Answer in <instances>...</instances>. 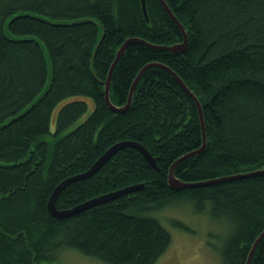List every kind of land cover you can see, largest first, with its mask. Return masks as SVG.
<instances>
[{"label": "trees", "instance_id": "trees-1", "mask_svg": "<svg viewBox=\"0 0 264 264\" xmlns=\"http://www.w3.org/2000/svg\"><path fill=\"white\" fill-rule=\"evenodd\" d=\"M165 1L186 29L185 50L129 43L111 72V102H126L146 63L165 64L199 99L206 132L204 149L179 161L174 175L197 182L264 168V0ZM146 8L148 19L141 0H0V264H62L68 250L106 264H154L171 235L152 214L178 201L227 221L222 259L245 264L264 228V172L181 189L168 184L172 162L201 146L202 128L194 100L159 66L144 71L124 112L106 104L102 81L126 38L154 45L183 40L159 0H146ZM17 12L96 18L104 27L94 55L96 76L90 68L98 33L93 22L16 17L9 32L41 41L49 57L51 81L39 96L48 79L41 46L11 40L3 30ZM66 99L51 130L52 112ZM121 140L142 144L159 170L136 148L124 147L90 177L61 189L55 206L70 208L136 183L143 187L68 217L52 215L47 201L53 188ZM250 264H264V236Z\"/></svg>", "mask_w": 264, "mask_h": 264}, {"label": "water", "instance_id": "water-1", "mask_svg": "<svg viewBox=\"0 0 264 264\" xmlns=\"http://www.w3.org/2000/svg\"><path fill=\"white\" fill-rule=\"evenodd\" d=\"M159 2L162 4L163 8L167 11V13L169 14V16L171 17V19L175 22V24L178 26V28L180 29V31L182 32L183 35V40L181 42H177L171 45H154L151 44L141 38H137V37H128L124 40V42L121 44V46L117 49L116 55L114 60L112 61L110 68H109V72L105 78V80H103V84H104V98L106 101L107 106L114 112H124L131 104L132 101V97H133V93L136 87V84L139 80V78L142 76V74L144 73V71L152 66H159L163 69H165L166 71H168L175 79L176 81L179 83V85L183 88V90L194 100V102L196 103L197 109H198V115H199V119H200V124H201V128H202V144L200 147L191 150L189 152H186L184 154H182L181 156H179L178 158H176L172 164L170 165L169 169H168V176H167V182L168 184L175 189H181L183 187H188V186H193V185H199V184H209L212 182H217V181H223V180H228V179H232V178H238V177H243V176H249V175H253V174H257V173H263L264 172V168L261 169H257V170H253V171H248V172H244V173H238V174H234V175H228V176H222V177H218V178H213V179H207V180H202V181H197V182H186L183 180H180L178 177H176L174 175V168L176 166V164L189 157L192 155H195L199 152H201L205 145H206V133H205V124H204V118H203V113H202V108H201V103L199 101V99L197 98V96L188 88V86L184 83V81L180 78V76L174 71L172 70L169 66L159 63V62H148L146 63L136 74L135 78L132 81V84L130 86L129 89V93L127 96V100L123 105H116L114 103L111 102L110 97H109V84H110V76H111V72L115 66V64L117 63L118 59L120 58V56L124 53L126 46L131 43V42H140V43H144L146 45H149L151 47H156V48H160V49H165L168 50L170 52L173 53H182L186 46H187V32L185 27L182 25V23L176 18V16L174 15V13L172 12V10L169 8L168 4L166 3L165 0H159ZM141 6H142V11L144 14V17L146 19H148V15H147V8H146V0H141ZM23 15H30L32 17L38 18L42 21L48 22L50 24H60V25H67V24H74V23H79V22H84V21H91L93 22L98 29V33H97V38H96V42L94 44L93 47V51H92V55H91V59H90V68L91 71L93 73L94 76L95 72H94V55L96 53L97 47L100 44L102 37L104 35V27L103 25L96 19L93 17H80V18H76V19H52L37 13H33V12H17L15 14H12L11 16H9L4 24H3V30L5 32V34L11 39V40H35L42 48L43 53L47 59V68H48V79L47 82L44 86V89L42 90V92L39 94V96L41 94H43L45 92V90L47 89L50 81H51V77H52V73H51V68H50V61H49V57L47 55L46 49L44 47V45L41 43V41L35 39L32 36H20V35H13L9 32L8 30V26L10 24V22L15 19L16 17L19 16H23ZM98 79V78H97ZM99 81H101L100 79H98ZM38 96V97H39ZM34 102V101H33ZM31 102V103H33ZM30 106V105H29ZM29 106L22 112H19L15 117L21 116L28 108ZM14 117V118H15ZM10 121V120H9ZM124 147H133L136 148L143 156L144 158L147 160V162L155 169L159 170V167L156 164V161L154 159V157L151 155V153L139 142L136 141H132V140H121L118 142H115L114 144L110 145L106 150H104L100 156L83 172L80 173H76L73 174L71 176H68L66 178H64L63 180H61L52 190L51 194L49 195L48 201H47V208L48 211L57 217H68L71 216L73 214H76L84 209L93 207L95 205H98L100 203H104L106 201L112 200L118 196H121L125 193L128 192H132L136 189H139L141 187H143V183H136V184H132V185H128L125 186L123 188L114 190V191H110V192H106L103 194H100L98 196L92 197L88 200H85L83 202H80L70 208H65V209H58L55 206V198L58 195V193L60 192L61 189H63L67 184H69L70 182L73 181H77L80 179H84L87 177H90L92 174H94L95 172H97L99 170V168L112 156L114 155L118 150L123 149ZM264 236V228L263 230L257 235V237L254 239V241L251 244V248L248 252L247 255V259L245 264H250L251 261V257L255 251V248L258 244V242L260 241V239Z\"/></svg>", "mask_w": 264, "mask_h": 264}, {"label": "rangeland", "instance_id": "rangeland-1", "mask_svg": "<svg viewBox=\"0 0 264 264\" xmlns=\"http://www.w3.org/2000/svg\"><path fill=\"white\" fill-rule=\"evenodd\" d=\"M71 99V98H70ZM70 99L59 102L52 112L51 130L60 106ZM89 109L92 101L88 99ZM187 202L178 201L154 212L161 224L168 229L171 241L166 251L154 264H225L221 250L230 232L227 221L209 217L207 213L194 212ZM7 215L5 210L2 212ZM179 222L182 226L175 225ZM62 264H106L87 257L75 250L64 251Z\"/></svg>", "mask_w": 264, "mask_h": 264}, {"label": "bare ground", "instance_id": "bare-ground-1", "mask_svg": "<svg viewBox=\"0 0 264 264\" xmlns=\"http://www.w3.org/2000/svg\"><path fill=\"white\" fill-rule=\"evenodd\" d=\"M206 133V132H205Z\"/></svg>", "mask_w": 264, "mask_h": 264}]
</instances>
